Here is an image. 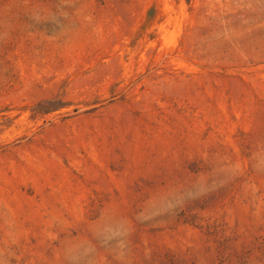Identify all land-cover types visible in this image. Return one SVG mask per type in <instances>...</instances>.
<instances>
[{"label": "rangeland", "instance_id": "1", "mask_svg": "<svg viewBox=\"0 0 264 264\" xmlns=\"http://www.w3.org/2000/svg\"><path fill=\"white\" fill-rule=\"evenodd\" d=\"M0 264H264V0H0Z\"/></svg>", "mask_w": 264, "mask_h": 264}]
</instances>
